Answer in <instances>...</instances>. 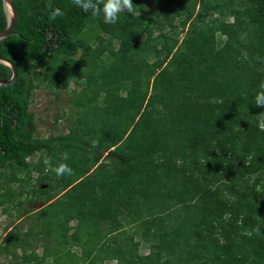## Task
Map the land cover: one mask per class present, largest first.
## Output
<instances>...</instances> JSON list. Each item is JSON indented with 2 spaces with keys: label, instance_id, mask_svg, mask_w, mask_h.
<instances>
[{
  "label": "trees",
  "instance_id": "16d2710c",
  "mask_svg": "<svg viewBox=\"0 0 264 264\" xmlns=\"http://www.w3.org/2000/svg\"><path fill=\"white\" fill-rule=\"evenodd\" d=\"M132 3V14L106 23L71 0H13L14 34L0 41L17 74L0 86V209L22 220L43 202L33 213L48 219L45 207L64 205L58 220H46L59 223L46 240L31 228L8 229L0 257L264 264V107L254 105L264 83V0ZM55 9L63 15L51 20ZM10 76L0 64V81ZM72 82L95 113L79 115L85 104L72 96L82 119L66 135L39 137L32 94ZM48 158L73 174L57 177ZM56 197L64 199L49 203ZM88 222L108 228L98 237L80 229Z\"/></svg>",
  "mask_w": 264,
  "mask_h": 264
},
{
  "label": "rangeland",
  "instance_id": "374dc122",
  "mask_svg": "<svg viewBox=\"0 0 264 264\" xmlns=\"http://www.w3.org/2000/svg\"><path fill=\"white\" fill-rule=\"evenodd\" d=\"M134 2V0H132ZM216 17V16H215ZM182 36H180L181 38ZM218 37L223 40V35L220 34ZM80 43V37L76 40ZM84 40L82 41V43ZM114 48L107 49L108 56H111L114 54V50L116 49V45H113ZM75 53L72 52L69 55V60L67 61L68 64H71L72 59L74 58ZM63 83H65L66 79L64 77L59 78ZM82 79V78H81ZM74 81V80H73ZM62 83V84H63ZM73 83V82H72ZM69 84V88L66 89H50L49 87L45 88L46 86L41 85L39 86L34 93L32 94V103L30 105V111L34 115V124H35V130L39 137L41 138H47L49 136H56V135H66L69 132V128L72 126L74 120L78 116V111L81 109H78L77 107L71 106L70 99L75 98V101L77 102H84V110L79 115H84V118H88L92 116L93 113H95L96 109L94 108V103L86 102L84 99H82L81 96L77 95L76 92H74L73 87H75V84L73 83ZM72 90V93H71ZM74 100V99H73ZM100 101V100H99ZM76 106L77 103L75 102ZM81 118L80 116H78ZM82 119V118H81ZM39 156L35 155L32 160L34 162L37 161ZM114 173V172H113ZM33 178L36 177V173L34 172L32 174ZM49 183V181L47 182ZM25 195H23L22 200H24ZM59 199V198H58ZM57 198L52 200L53 202L58 200ZM63 197L59 199L60 202L63 201ZM64 204L58 203L53 206L45 207L43 209V214H48V219L46 217H40L39 214H34V211H37L41 207H43V202H38L37 204L31 205L29 208L30 212L28 215L24 216V218L21 220V217H17L15 214L9 215L4 214V212L0 209V242L5 237L6 231L9 229L18 228L19 230L25 231L28 229H32L36 232H40V238L42 240H46L44 237H48L50 235V230L53 228H56L59 223H45L46 220L55 221L58 220L59 217H61V214L63 213L62 209H59L60 207H63ZM39 215V216H38ZM61 220V218L59 219ZM90 230L95 231L96 235L99 237L100 234H102L106 228L104 225L97 229L93 227L92 223H85L84 226H82L80 229L84 230L85 228H88ZM99 229V230H98ZM102 230V231H101ZM88 236V235H87ZM42 240L39 243V245L36 248V252L40 255L42 251ZM136 245L139 246V241L135 242ZM54 253L59 252V246L57 245L53 246ZM141 251L144 250L141 248ZM146 251V250H145ZM144 251V253H145ZM25 252H27L25 250ZM85 251H80L79 254L81 256H85ZM20 254V251L18 252ZM9 257L3 256L0 257V264H8ZM95 264H110L109 261H106L102 258H97Z\"/></svg>",
  "mask_w": 264,
  "mask_h": 264
},
{
  "label": "clouds",
  "instance_id": "9594fccd",
  "mask_svg": "<svg viewBox=\"0 0 264 264\" xmlns=\"http://www.w3.org/2000/svg\"><path fill=\"white\" fill-rule=\"evenodd\" d=\"M71 2L83 12L90 13L95 17H102L106 23H115L118 21L121 14H132L136 7L133 5L132 0H71ZM60 15H63L61 10L55 9L50 15V19L55 20L56 17ZM137 15H139V13H137ZM254 105L257 107H264V83H261L259 86V91L254 97ZM261 127L264 128V124H261ZM97 143L98 141H92V147H96ZM68 158L67 152L62 154V161H66ZM45 163L47 165V170L53 172L57 177L73 174L72 168L67 163L58 162L53 166L51 158H48ZM257 231L259 230L257 229ZM109 263L114 264L111 262Z\"/></svg>",
  "mask_w": 264,
  "mask_h": 264
},
{
  "label": "water",
  "instance_id": "95a60500",
  "mask_svg": "<svg viewBox=\"0 0 264 264\" xmlns=\"http://www.w3.org/2000/svg\"><path fill=\"white\" fill-rule=\"evenodd\" d=\"M1 1L3 5V12L6 18V27L3 31L0 32V41L14 34L17 20V13L13 4V0ZM0 64L7 67L11 71V76L4 81H0V86L11 84L17 76L16 69L13 63L6 58L0 57Z\"/></svg>",
  "mask_w": 264,
  "mask_h": 264
},
{
  "label": "crops",
  "instance_id": "0c3cea01",
  "mask_svg": "<svg viewBox=\"0 0 264 264\" xmlns=\"http://www.w3.org/2000/svg\"><path fill=\"white\" fill-rule=\"evenodd\" d=\"M60 196V195H59ZM56 198H58V197H56ZM56 198H54V200L56 199ZM51 202H53V201H50L49 203H51ZM37 204V203H36ZM28 215V214H27Z\"/></svg>",
  "mask_w": 264,
  "mask_h": 264
}]
</instances>
